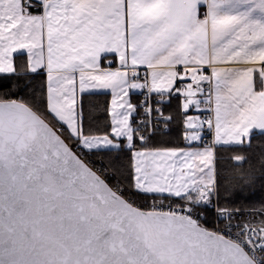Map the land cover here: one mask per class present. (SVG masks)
I'll list each match as a JSON object with an SVG mask.
<instances>
[{
  "label": "snow or ice",
  "instance_id": "6c2138e0",
  "mask_svg": "<svg viewBox=\"0 0 264 264\" xmlns=\"http://www.w3.org/2000/svg\"><path fill=\"white\" fill-rule=\"evenodd\" d=\"M0 264H264V0H0Z\"/></svg>",
  "mask_w": 264,
  "mask_h": 264
},
{
  "label": "trees",
  "instance_id": "16d2710c",
  "mask_svg": "<svg viewBox=\"0 0 264 264\" xmlns=\"http://www.w3.org/2000/svg\"><path fill=\"white\" fill-rule=\"evenodd\" d=\"M40 79V78H37ZM109 101V94L108 93H98L96 92L93 95H86L85 96V102L86 106L91 104V106L95 105H100L101 108H103L106 105V102ZM179 104H180V99L179 98H173L171 105L168 106L170 111L173 112H178L179 110ZM168 140H170L174 145L177 146H185V142L181 138V125L179 122H177L175 125H173V131L169 134L167 137ZM260 149H258L255 145L253 144L252 148H247V147H233L229 148L226 150V152H231V153H244V154H249L252 155L253 153H258ZM224 163L230 167H236L235 164H233L229 160H225ZM211 219V217H209ZM209 227H211V224H209Z\"/></svg>",
  "mask_w": 264,
  "mask_h": 264
},
{
  "label": "crops",
  "instance_id": "0c3cea01",
  "mask_svg": "<svg viewBox=\"0 0 264 264\" xmlns=\"http://www.w3.org/2000/svg\"><path fill=\"white\" fill-rule=\"evenodd\" d=\"M110 59H111V57H110ZM113 67H115V64L113 65ZM143 69V68H142ZM98 93H108L109 94V100H110V98H111V94H110V91L109 90H99V91H97ZM131 95H132V100H133V102L135 103V102H137V99H138V93H136V92H133V93H131ZM190 114H192V115H197V114H199V113H195V112H191L190 111Z\"/></svg>",
  "mask_w": 264,
  "mask_h": 264
},
{
  "label": "built area",
  "instance_id": "2783aa9c",
  "mask_svg": "<svg viewBox=\"0 0 264 264\" xmlns=\"http://www.w3.org/2000/svg\"><path fill=\"white\" fill-rule=\"evenodd\" d=\"M141 71L143 72V71H145V69H141ZM140 99H142V96L138 93V99H137V101H139Z\"/></svg>",
  "mask_w": 264,
  "mask_h": 264
}]
</instances>
